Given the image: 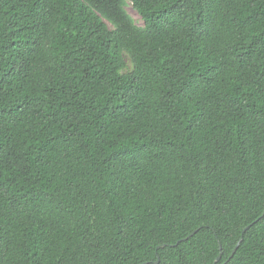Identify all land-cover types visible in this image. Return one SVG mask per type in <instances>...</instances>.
I'll use <instances>...</instances> for the list:
<instances>
[{"label":"trees","instance_id":"obj_1","mask_svg":"<svg viewBox=\"0 0 264 264\" xmlns=\"http://www.w3.org/2000/svg\"><path fill=\"white\" fill-rule=\"evenodd\" d=\"M263 211L264 0H0V264H264Z\"/></svg>","mask_w":264,"mask_h":264},{"label":"rangeland","instance_id":"obj_2","mask_svg":"<svg viewBox=\"0 0 264 264\" xmlns=\"http://www.w3.org/2000/svg\"><path fill=\"white\" fill-rule=\"evenodd\" d=\"M126 11L128 12L129 15H131V17L134 19V21L137 24L139 25L142 24L140 17L138 16V14L135 12V10L131 6H127ZM124 62H125V70H128L131 67V61H130V58L126 54H124Z\"/></svg>","mask_w":264,"mask_h":264},{"label":"water","instance_id":"obj_3","mask_svg":"<svg viewBox=\"0 0 264 264\" xmlns=\"http://www.w3.org/2000/svg\"><path fill=\"white\" fill-rule=\"evenodd\" d=\"M263 215H264V211H263V213H262V216H263ZM195 232H196V230L192 231L190 234H188V236L182 238L181 240H186L188 237H190L191 235H193ZM238 244H239V242H238ZM163 246H164V245L162 244V245L158 246V248H159V247H163ZM219 247H220V245H219ZM236 247H237V245H236ZM236 247H235L234 250L232 251L230 257H231L232 254L234 253ZM220 257H221V252H220L219 255L217 256V258H216V262L219 261ZM158 262H159V258L156 259L155 263H158ZM146 263H147V262L142 263V264H146Z\"/></svg>","mask_w":264,"mask_h":264}]
</instances>
